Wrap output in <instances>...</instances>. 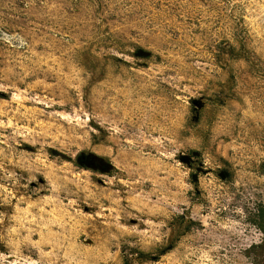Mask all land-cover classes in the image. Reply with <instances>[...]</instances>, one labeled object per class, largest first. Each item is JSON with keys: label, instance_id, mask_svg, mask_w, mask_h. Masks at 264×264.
I'll use <instances>...</instances> for the list:
<instances>
[{"label": "rangeland", "instance_id": "1", "mask_svg": "<svg viewBox=\"0 0 264 264\" xmlns=\"http://www.w3.org/2000/svg\"><path fill=\"white\" fill-rule=\"evenodd\" d=\"M264 0H0V264H264Z\"/></svg>", "mask_w": 264, "mask_h": 264}, {"label": "trees", "instance_id": "2", "mask_svg": "<svg viewBox=\"0 0 264 264\" xmlns=\"http://www.w3.org/2000/svg\"><path fill=\"white\" fill-rule=\"evenodd\" d=\"M264 214V211H261V215Z\"/></svg>", "mask_w": 264, "mask_h": 264}]
</instances>
